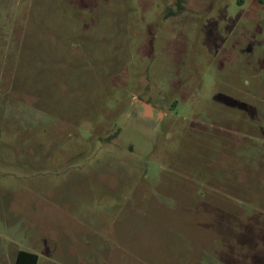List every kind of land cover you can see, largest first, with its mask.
<instances>
[{
    "label": "rangeland",
    "instance_id": "1",
    "mask_svg": "<svg viewBox=\"0 0 264 264\" xmlns=\"http://www.w3.org/2000/svg\"><path fill=\"white\" fill-rule=\"evenodd\" d=\"M18 250L264 264V0H0V264Z\"/></svg>",
    "mask_w": 264,
    "mask_h": 264
},
{
    "label": "trees",
    "instance_id": "2",
    "mask_svg": "<svg viewBox=\"0 0 264 264\" xmlns=\"http://www.w3.org/2000/svg\"><path fill=\"white\" fill-rule=\"evenodd\" d=\"M170 11V9H168ZM177 13V12H173ZM117 133L109 135L107 139L111 137H115ZM38 256L35 253L28 252V251H19L16 255L14 264H37Z\"/></svg>",
    "mask_w": 264,
    "mask_h": 264
},
{
    "label": "water",
    "instance_id": "3",
    "mask_svg": "<svg viewBox=\"0 0 264 264\" xmlns=\"http://www.w3.org/2000/svg\"><path fill=\"white\" fill-rule=\"evenodd\" d=\"M142 108H143V115L144 116H149L151 114V110L152 108H150L149 106H147L146 104H143L142 105Z\"/></svg>",
    "mask_w": 264,
    "mask_h": 264
},
{
    "label": "crops",
    "instance_id": "4",
    "mask_svg": "<svg viewBox=\"0 0 264 264\" xmlns=\"http://www.w3.org/2000/svg\"><path fill=\"white\" fill-rule=\"evenodd\" d=\"M19 251H24V250H18L16 253H15V257H14V262H15V258H16V255ZM29 252V251H28Z\"/></svg>",
    "mask_w": 264,
    "mask_h": 264
}]
</instances>
